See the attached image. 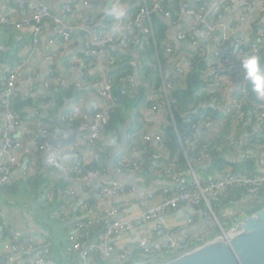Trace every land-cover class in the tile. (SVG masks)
I'll use <instances>...</instances> for the list:
<instances>
[{
	"label": "built area",
	"instance_id": "obj_1",
	"mask_svg": "<svg viewBox=\"0 0 264 264\" xmlns=\"http://www.w3.org/2000/svg\"><path fill=\"white\" fill-rule=\"evenodd\" d=\"M237 1L244 2L245 0H211V4L200 3V1H185L182 2L180 6L182 14L190 18L191 22L187 27L178 31L174 38L176 41L187 42L192 46H198L199 37L208 40L217 38L223 47V50L214 53L208 60L209 68L206 76L209 77L211 81L207 84V87L203 88V91L208 93H222L226 89L231 74L238 72L239 69L237 55H244L246 52L255 53L257 55L264 53V22L260 23L258 21L257 24L250 27L245 38L238 36L234 38V28H228L224 24L218 22L224 16L222 10L225 4H233ZM89 2L90 0L82 1L85 6ZM132 2L133 0H121L122 6L128 9V16L124 21L114 22L110 18L108 27H93L88 31L89 33H87L88 35L85 39V44H83V50L87 55L100 59L98 60L99 70L97 69V77H81L74 82L70 81L69 77L66 76L57 78V84L62 88H66L71 84H73L75 88H78L88 83L94 88L100 99V104L94 109L92 114L76 110L72 112V117L79 120L78 126L85 131V134L80 136L79 143L86 144L90 148L95 147L96 143L101 139L103 128L108 122L109 109L114 105L111 94L113 81L108 76L107 72L114 66L115 57L110 54L109 46L117 43L118 40H123L122 35L134 24L142 28L143 36L141 44L144 46L152 44V28L149 18L150 11L146 5L136 9ZM17 3L25 7L26 12L19 20L13 22V27L19 30L23 27L32 26L34 43L39 41V34L44 20H48L51 24L60 26L58 34L48 40L49 44H54L57 40L63 43L70 42L71 34L69 25L62 23L60 15H52L48 6L39 4L34 0H19ZM242 5L244 6V4ZM155 8L161 11L158 5H155ZM69 10L70 4H63V15ZM255 11L258 14V20L260 17L264 18V0H256ZM164 16L170 18V11H165ZM242 19L243 16L237 15V21H242ZM8 22V19L0 15V25L7 24ZM113 24L124 26L122 32L119 34L114 32L112 29ZM127 42L128 41L121 42L124 48H126ZM174 46L172 40H167L165 42L164 52L166 61L164 64L166 65L165 70L169 78L165 80L160 72L162 76V89L164 91L163 100L154 101L151 106V109L160 114L166 111V106L169 108L168 93L173 90L177 82L185 76V69L179 66V57L178 53L174 52ZM49 59H51L50 56ZM102 62L104 63L103 66H101ZM19 70L20 66L18 64L13 67L7 66L4 68V76H0V108L4 109L5 117V124L1 130L3 139L2 154L6 155V161L0 166V183L9 180L11 167L19 164L22 158L25 164L29 162L25 157L19 158L16 155V149L20 147V144L14 141L11 136L17 125L21 122V120L17 119L13 111L9 109L10 100L17 95L16 82ZM52 74L53 69H49V75H51V77ZM123 80L127 81L131 87L135 85V79L131 75H126ZM33 81L38 83L40 81L39 76L35 75ZM42 83L45 87H49L51 79H44ZM227 93L230 95L227 102L224 103L223 110L226 114L232 116V122L236 123V121H240L239 129L242 127L245 128L249 119L255 121L259 125V141L256 142L255 148L257 149L256 158L259 161V172L262 173L261 175L249 177L244 174H233L230 171H226L220 175L209 177L208 181L204 184L199 182L195 176V169L190 166L189 172L191 171L194 181V188L191 190L173 191L167 195H162L158 202H151L150 198H147L148 203L144 204L139 212L130 217H121L120 215L125 209L117 204L106 207L102 210L103 214L96 217L93 215L87 220L76 217L75 225L67 237L69 246L66 253L70 255V259L63 262L50 257L48 244L38 235L21 231H12L4 236L2 221L0 219V240L4 238L0 245V264H125L131 258H133V261H148L159 254H161V256H166L183 251L208 237L207 233H203V235L193 233L183 237L176 235L169 230L165 224V215L168 211L178 210L183 205L195 207L203 203V216L214 224L216 231H222L225 227L224 221H221L213 212L211 200L215 199L217 194L227 185L250 186L248 194L252 196V200L246 203V207H248L249 210L263 205L264 195L258 196L257 191L260 187L264 188V170L261 169L264 164V109H261L257 105L254 112L249 113L242 107L243 101L247 96V91L242 82L241 85H238V89L235 92L231 93V91H227ZM36 113L39 114L38 112ZM203 119L204 118L192 124V135L184 139V145L203 143L202 146H206L209 144L206 142L209 140V137H202L201 133L205 130H209V135H211L216 132L213 131L214 128L220 129L219 127L222 121L218 123ZM62 120L63 117L61 118V121ZM141 122L146 124L148 120L142 117ZM39 124L42 127L41 134L43 137L51 134L43 118H41V120L39 119ZM52 134H55L57 137L65 136L61 128L56 129ZM141 138L146 142L156 141L160 150L164 148L163 138L159 132L144 133ZM233 142L234 145L238 144L235 138ZM72 144L57 150L56 153L53 154L57 157V160L55 162L49 161V166L57 165L60 156L68 154V147ZM48 146V141L46 139V141L40 144L39 148L43 149ZM243 157L250 158L252 156L247 153L244 154ZM200 162V159H198L197 163ZM176 168L175 163H170L169 165L161 167V170L164 171L166 176H171L173 181H178L179 175L175 174ZM192 170L194 171L192 172ZM139 171L140 170L136 167L135 169L129 170L128 174L136 175ZM116 172L121 174L118 169H116ZM104 173V169L93 170L88 171L81 178L74 179L69 177L68 180L73 182V184H86L93 178L103 176ZM176 185L180 184L177 183ZM172 189H175V187L173 186ZM128 190L130 191V188L127 189L122 184H104L102 186L100 185L98 188L97 196L116 199L128 192ZM66 196L70 200L75 199L76 193L73 186L67 190ZM149 197H151V195ZM65 206L66 205H64V207ZM225 216H227V213ZM232 218L233 217L229 218V220ZM100 220L105 221L104 231L100 235V241L83 244L81 239L88 232L90 226ZM142 224H147L148 230L137 240L134 248H128L129 250L125 249L118 254L114 246L110 243L111 239L115 236L125 234ZM212 233L213 232H211V234ZM138 249L140 252L137 251ZM133 250H136V253L133 254ZM131 254H133V256L130 258Z\"/></svg>",
	"mask_w": 264,
	"mask_h": 264
},
{
	"label": "crops",
	"instance_id": "obj_2",
	"mask_svg": "<svg viewBox=\"0 0 264 264\" xmlns=\"http://www.w3.org/2000/svg\"><path fill=\"white\" fill-rule=\"evenodd\" d=\"M18 1L19 0H0V15L9 21L7 24L0 25V76H4V68L7 66L13 67L17 64L20 66L16 82V96L20 99H30L29 101L31 104L20 107L23 116L21 122L17 125L11 136L14 141L20 144V147L16 149V155L19 158L30 157L31 161L28 164L19 162V164L14 165L9 173V179L23 178L37 174L38 172L43 174L49 173L53 175L54 178H57L58 175L67 173L75 163L86 164L92 162L95 156V149L88 147L86 144L79 143L80 136L85 134L82 128L79 126L71 127L66 124L72 129L80 130L76 136L75 143L68 147V150H70L72 154V158L59 159V166H49V156L56 153V151L49 146L43 149L39 148L40 145H38V142L42 137V127L39 124V119H50V121L55 122L53 118L57 117L58 120L61 121L62 112L64 110H67L69 113L72 110H76L92 114L94 109L100 104V99L96 91L88 83L75 89L74 92L77 93L72 97L63 99L57 107L54 105L55 99L53 96L59 93L60 88H62L57 84L58 77L66 76L69 77L70 81L74 82L81 77L88 76V78H91L98 75V60L100 59L93 57L95 64H92V62L89 61L90 56L83 50V44H85L87 33H89L88 31L93 27L106 28L108 24L106 22L107 16L100 15L99 10L107 4L109 0H90L86 6L83 5V0H34L39 4L48 6L52 15H60L62 23H66L70 27V42L63 43L57 40L54 44H49L48 40L58 34L60 26L51 24L48 20H44L42 23L39 41L37 43L33 41L34 35L32 26L23 27L19 30L13 27V22L19 20L26 12L25 7L20 6L19 3H17ZM185 1H200V3L211 4V0H165V6L173 9L175 18H167L157 13V16L162 18L166 23L167 40L173 41L179 57V66L184 69L187 67L186 57L188 55V49L201 52L205 59H210L214 53L223 50L222 44L217 38L208 40L199 37L198 46H192L187 42H178L174 39L178 31L187 27L191 22L190 18L183 15L181 11V3ZM136 2L137 1H135V3ZM65 3L70 4V10L63 15L62 6ZM242 4H244V6ZM255 9L256 0H245L244 2L237 1L233 4H225L222 10L224 16L218 22L224 24L228 28L233 27L234 38L237 36L245 38L250 27L257 24L258 21L260 23L264 22L263 17H260L258 20V14ZM151 14L150 12V19ZM237 15L243 16L242 21L236 20ZM150 24H152L151 20ZM140 36H142V28L134 24L122 35L123 40H118L117 43L109 46L110 54L115 58L117 57V59L118 57L120 58V55L126 57L128 53L129 56H134L133 64L135 67V74L131 76H133L136 81L138 80L137 69L140 68L139 61L136 60V55L138 53V43L136 42ZM123 41H128L126 48L121 44ZM49 56L51 59H49ZM103 64L102 62L101 66H103ZM159 66L161 71L165 72L166 68H164L163 65ZM49 69H53L52 77L49 75ZM35 75H38L40 78L38 83L33 81ZM47 78L51 79L49 87H45L42 83L43 80ZM237 89L238 85L230 91L233 93ZM150 90V88L146 90L149 100L153 99L152 101H157L159 98L163 100L164 91L162 87H160V93ZM229 95V93L226 94L227 99L224 103L227 102ZM34 104H36V106L32 107L31 105ZM36 108L41 109L42 112L40 111L39 114H37L36 112L38 110H35ZM47 110H51L52 112L49 114ZM135 113L140 115L138 117V121L141 124L140 136L133 135V133L129 134V130L134 129L136 125L133 116H129L130 119L120 128V137L118 140L114 139V143L109 142L112 140L110 136L102 135L97 143L100 142L101 146L104 148L107 147V149H105L108 150L105 162L106 172L99 178L91 179L85 185L75 184L73 188L76 197L74 200H69V204H64L67 207L63 205V209L61 210L62 213L65 212V214H69L70 209L73 211L77 206H80L81 210L86 211L89 213L88 215H90L91 213L96 214L110 205L117 204L125 209L120 216L130 217L139 212L144 204L148 203L147 198H150L151 202H158L162 195L173 188V183H170L159 174L150 175L149 178L145 180L139 173L135 175L116 172L113 166L114 160L117 158H122V160L125 161L138 159L141 153L135 146L137 141L140 140L144 133L159 131V127L166 122L169 114L167 106L166 111L160 114L151 109V107L147 108L144 104L136 107L132 115ZM142 117L148 120L146 124H142ZM4 124V113L0 109V166L6 161V155L2 154L3 139L1 130ZM56 128L57 127H54L53 130ZM213 131L217 132L218 129L214 128ZM259 132V125L255 121L249 119L245 128L242 127L239 129L240 138L229 159L231 161H238L247 153L253 158H256L257 149L255 148V144L259 141ZM149 143L159 148L156 141H151ZM73 159H75V163L72 162ZM50 179L53 180L52 178ZM104 184H122L127 189L130 188V191L128 190V192L116 199L99 197L97 196V190L100 185L102 186ZM150 195L151 197H149ZM44 196L45 194L41 193L37 200H32L31 197L25 195L8 200L0 196V219L4 232L9 234L12 231H21L35 235L44 232L43 223L47 222L46 219L48 218L44 210L48 207L47 203L44 202ZM90 199L94 200L92 206H88V201ZM248 202L249 201L244 198L243 201L227 208V217L233 218L229 221H224L223 223L225 226L229 225L231 221L235 219L238 220L248 213L249 208L246 207V203ZM50 216L51 219H53V216ZM75 219V216H69L64 218V220L62 218L64 222L60 225L53 226L55 237L63 238L66 232L63 231L62 225L67 226L68 231H70L73 228ZM165 224L169 230L181 237L189 236L193 233H198L200 235L207 233V236H209L211 232H216L214 224L203 216V207L183 205L178 210L168 211L165 215ZM147 230V224L139 225L125 234L113 237L110 243L114 246V249L120 251L134 248L137 240ZM2 240H4V238L0 240V245Z\"/></svg>",
	"mask_w": 264,
	"mask_h": 264
},
{
	"label": "trees",
	"instance_id": "obj_3",
	"mask_svg": "<svg viewBox=\"0 0 264 264\" xmlns=\"http://www.w3.org/2000/svg\"><path fill=\"white\" fill-rule=\"evenodd\" d=\"M135 1L137 2L135 3ZM133 0V4L136 9L141 6L146 5L149 11L153 10L151 13V40L152 44L144 46L141 44L140 36L137 46V61H139L140 68L137 69V78L135 79V85L131 87L127 81H124L126 75L135 74V67L133 64L134 56L120 55V58H115L114 66L110 68L107 72L108 76L112 79L111 94L114 102L113 107L109 109L108 122L105 124L102 135L110 136L112 139H119L120 128L124 123L130 119L129 116H133L136 125L134 129L129 130V134L140 136L141 124L138 121L139 114H133V110L139 105L144 104L147 108L152 106L153 99L147 98L146 90L150 88V91L160 93V87H162V76L166 80L169 78L166 70L161 71L159 65H165L166 57L164 52V43L167 41L168 36L166 34V23L165 21L157 16V13L164 16V12L169 10L171 13V18H175L174 11L170 7L165 6V0ZM202 3V2H201ZM155 5L161 8V11H157ZM106 22L108 23L106 27L110 24V17H107ZM200 48V47H197ZM196 49V48H195ZM174 52L177 53L174 46ZM115 55V54H114ZM116 56V55H115ZM264 58V53L260 55ZM209 59H205L201 52L195 51L193 49H188V55L186 57L187 67L185 68V76L177 82V85L173 90L168 93V116L164 124L159 127V132L163 138L164 148L160 150L155 145L146 142L140 138L136 143V148L139 149L141 153L140 157L135 160L125 161L122 158H117L113 162V166L118 169L121 174H128V171L135 169L136 167L140 170L138 173L141 174L145 180L149 178L150 175L159 174L166 178L170 183H173L175 189L168 191L166 194L173 191L179 190H191L194 188L193 176L189 172V167L195 169V176L200 183H206L209 177L214 175H220L226 171H230L233 174H244L249 177L255 175H261L259 172V161L257 158H245L242 157L238 161H231L229 157L234 152L233 139L239 141V125L240 121L236 123L232 122V116L226 114L223 110L224 101L227 99L226 94L231 89L235 88L236 85H241V78L238 72L231 74L230 80L226 85V89L220 92L208 93L203 91L204 87H207L208 83L211 81L206 73L209 68ZM89 61L95 64L93 57H89ZM160 62V63H159ZM159 63V64H158ZM162 73V76L160 75ZM88 78V76H85ZM97 77V76H95ZM75 86L71 84L66 88H60L59 93L54 94L55 107L67 97H72L77 92L75 91ZM30 100V99H29ZM28 99H20L17 96L12 97L9 103L10 111L17 116V119L21 120L23 112L20 111V107L25 105H30L31 102ZM157 101H161L159 98ZM264 109V99H257L247 92V96L243 101L242 107L249 113H253L256 106ZM35 107L36 104L31 105ZM4 113V109L0 108ZM42 112L41 109H35ZM264 111V110H263ZM50 114L52 111L47 110ZM73 110L69 113L67 110L62 112L63 120L62 122L68 124L71 127H77L79 125V120L72 117ZM202 118L207 120H212L215 122H221L220 129L209 135V130H205L201 133L202 137H209V144L202 146L203 143H197L196 145H184V139L192 135L191 126L194 122L201 120ZM203 119V120H204ZM45 120V119H44ZM48 131L51 134L56 130L60 129L56 122L50 121V119L45 120ZM143 124V123H142ZM57 127L53 130L54 127ZM46 141V137H41L38 145ZM205 144V143H204ZM94 160L90 163H75L65 174H60L57 178L49 173H40L29 175L23 178H10L8 181L0 183V196L5 197L4 199H15L21 195L31 197L32 200H37L41 193L45 194V201L48 205L46 209L47 222L43 223L44 232L38 233L37 235L45 240L48 244L49 254L51 258L60 260L61 262L69 260L70 255L66 252L68 251L69 241L68 227L62 225L63 231L66 232L63 238L55 237V231L53 226L60 225L64 222V218L67 217H80L83 220H87L91 216H99L103 214L102 210L96 214L87 213L81 210L80 206H77L73 211L70 209L69 214L62 213V208L64 204H69L68 197H66L67 190L74 186L73 182L68 180L69 177L74 179L81 178L88 171L102 170L106 172L105 162L108 155L107 147H102L100 142L96 143ZM105 150V151H104ZM70 153V150H67ZM30 163L31 158L25 157ZM200 159V163H197ZM21 163H24L22 158ZM26 163V164H28ZM170 163L176 164V173L178 174V181H173L171 176H166L161 167L169 165ZM25 164V163H24ZM188 166V168H187ZM14 165L11 167V169ZM264 170V164L262 165ZM47 172V171H46ZM52 178L53 180H51ZM179 183L180 185H176ZM85 185V184H81ZM250 186L247 185H227L216 198L211 200V207L213 212L218 216L221 221H228L229 217L225 216L227 208L231 205H235L243 201L245 198L247 201L252 200V196H249L248 191ZM258 196L264 195V188L260 187L257 191ZM94 200L90 199L88 201V206H92ZM253 202V201H252ZM71 205V204H70ZM203 207V203L199 206ZM90 208V207H89ZM94 212V211H93ZM238 214V212H237ZM53 219H51V216ZM63 218V220H62ZM75 221L73 223V227ZM105 221L100 220L99 222L93 223L85 236L81 239L83 244H89L91 242L100 241V235L104 231ZM3 235L5 233L2 227ZM129 250V249H128ZM58 251V252H55ZM117 253L122 252L116 250ZM140 252V250H137ZM136 250H133V254ZM130 255V258L133 256ZM161 256V254L156 255ZM133 258H131L125 264H131Z\"/></svg>",
	"mask_w": 264,
	"mask_h": 264
},
{
	"label": "water",
	"instance_id": "obj_4",
	"mask_svg": "<svg viewBox=\"0 0 264 264\" xmlns=\"http://www.w3.org/2000/svg\"><path fill=\"white\" fill-rule=\"evenodd\" d=\"M53 120L65 134L46 135L49 147L57 151L74 143L80 130L70 128L57 117ZM131 264H264V204L183 251Z\"/></svg>",
	"mask_w": 264,
	"mask_h": 264
},
{
	"label": "clouds",
	"instance_id": "obj_5",
	"mask_svg": "<svg viewBox=\"0 0 264 264\" xmlns=\"http://www.w3.org/2000/svg\"><path fill=\"white\" fill-rule=\"evenodd\" d=\"M100 15L110 17L112 21H124L128 16V9L122 6L121 0H109L100 10ZM124 26L113 24L112 29L121 33ZM239 63L238 75L248 93L257 99H264V58L255 53L246 52L244 55H237ZM114 143V139L109 141ZM72 154L60 156V159H71ZM49 160L55 162L57 157L50 155ZM59 166V164H57Z\"/></svg>",
	"mask_w": 264,
	"mask_h": 264
}]
</instances>
